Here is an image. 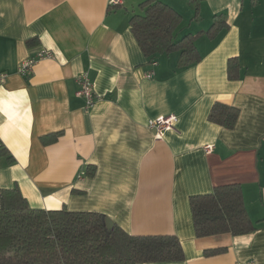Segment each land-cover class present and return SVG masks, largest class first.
Listing matches in <instances>:
<instances>
[{
  "label": "crops",
  "instance_id": "crops-1",
  "mask_svg": "<svg viewBox=\"0 0 264 264\" xmlns=\"http://www.w3.org/2000/svg\"><path fill=\"white\" fill-rule=\"evenodd\" d=\"M145 1L0 0V191L18 186L32 208L97 212L134 237L180 240L184 262L147 264H264V0H157L181 15L178 39L199 36L201 61L187 66L175 52L155 67L130 26ZM217 16L228 28L210 39ZM42 51L53 57L20 75ZM84 74L91 107L77 96ZM217 102L240 110L233 130L209 121ZM169 115L175 129L156 140L149 122ZM231 184L256 232L197 239L190 198Z\"/></svg>",
  "mask_w": 264,
  "mask_h": 264
},
{
  "label": "trees",
  "instance_id": "trees-1",
  "mask_svg": "<svg viewBox=\"0 0 264 264\" xmlns=\"http://www.w3.org/2000/svg\"><path fill=\"white\" fill-rule=\"evenodd\" d=\"M139 14L130 19L131 30L145 56L154 62L159 56L180 53L185 65L201 61L196 47L198 35L178 39L176 31L182 17L172 7L157 0L139 5ZM228 23L217 16L207 31L214 39ZM240 65L237 58L227 66L229 78L237 80ZM240 110L217 102L209 121L233 130ZM59 133L44 137L45 144L58 140ZM0 145V155H6ZM10 161L12 158L9 159ZM86 176L94 177L96 168L89 166ZM197 239L229 234L243 237L256 232L244 201L240 185H224L209 194L189 200ZM107 217L97 212H71L35 209L24 198L18 186L0 191V264H147L181 263L185 254L176 236L134 237L121 227L107 226ZM227 248L208 250L206 257L227 253Z\"/></svg>",
  "mask_w": 264,
  "mask_h": 264
},
{
  "label": "built area",
  "instance_id": "built-area-1",
  "mask_svg": "<svg viewBox=\"0 0 264 264\" xmlns=\"http://www.w3.org/2000/svg\"><path fill=\"white\" fill-rule=\"evenodd\" d=\"M123 4V0H108V5L111 8L120 6ZM53 54L49 51H42L38 53L36 56L27 59L26 61L22 62L19 66L18 73L20 75L29 77L33 73V69L35 65L43 59L52 58ZM157 62H152V66H156ZM153 76V73L148 75V79ZM6 74H0V87L4 85L7 81ZM78 87L79 90L77 92V96L80 98H84L87 101V105L89 107L93 106L95 103V93H94V85L90 80L88 74H84L78 79ZM178 123V117L176 115H169V116H161L155 120H151L149 122L148 128L153 130L155 133L156 140H162L167 132L173 131ZM212 146H207L206 151L211 152ZM252 264V263H248Z\"/></svg>",
  "mask_w": 264,
  "mask_h": 264
},
{
  "label": "water",
  "instance_id": "water-1",
  "mask_svg": "<svg viewBox=\"0 0 264 264\" xmlns=\"http://www.w3.org/2000/svg\"><path fill=\"white\" fill-rule=\"evenodd\" d=\"M107 226L108 228L112 229L114 227V223L111 220L107 219Z\"/></svg>",
  "mask_w": 264,
  "mask_h": 264
}]
</instances>
